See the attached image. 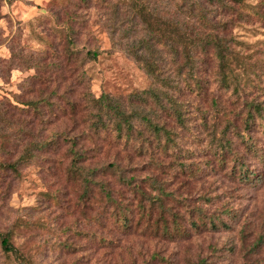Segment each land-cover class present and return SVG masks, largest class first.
<instances>
[{"label":"rangeland","instance_id":"obj_1","mask_svg":"<svg viewBox=\"0 0 264 264\" xmlns=\"http://www.w3.org/2000/svg\"><path fill=\"white\" fill-rule=\"evenodd\" d=\"M147 1L0 0V264H264V0Z\"/></svg>","mask_w":264,"mask_h":264},{"label":"trees","instance_id":"obj_2","mask_svg":"<svg viewBox=\"0 0 264 264\" xmlns=\"http://www.w3.org/2000/svg\"><path fill=\"white\" fill-rule=\"evenodd\" d=\"M131 2H134L132 5L136 9V13L140 15L143 19H150V15L153 14L152 9L149 8L148 4L149 1L147 0H130ZM168 2V0H167ZM166 3V2H165ZM175 6H177V10L182 11L183 9L189 10L190 14L197 17L199 20L207 19V21H214V28H217L216 25L219 23V21L224 15H229L232 13H239L240 5L244 3V0H175L174 1ZM168 4V3H167ZM139 7V8H138ZM239 7V8H238ZM134 9V11H135ZM156 21H159L161 25L164 27L168 26L170 23H168V20H164L161 18H155ZM213 23V22H212ZM148 24V22H147ZM150 24V22H149ZM176 26L173 28V31H175V40L178 43V45L181 46L182 50H189V47L191 45H197L201 47L205 46H211L214 50L215 59L218 61L219 65V72H220V79L224 83H229L231 78H233V71L230 68L231 67V60H229V42L225 39V33L223 32V35H218V33H211L208 31L206 33V38L204 39H197L193 40L192 38H189L186 33H184L181 29ZM225 28L223 27L222 30ZM223 68V69H222ZM250 106L252 107H259V103L251 102ZM183 110L177 113L178 118L182 119ZM153 127V130L159 134L160 131H164L168 133L166 128L162 125L158 124H151ZM0 243L3 249L7 252H12L16 256H20V253L17 251V249L14 248L13 244L10 242L9 237L7 234L0 233Z\"/></svg>","mask_w":264,"mask_h":264}]
</instances>
